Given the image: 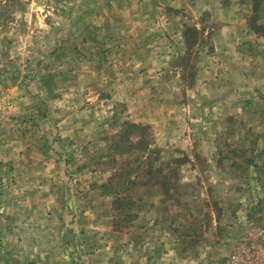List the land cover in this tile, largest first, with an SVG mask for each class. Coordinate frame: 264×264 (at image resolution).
<instances>
[{"label": "rangeland", "instance_id": "obj_1", "mask_svg": "<svg viewBox=\"0 0 264 264\" xmlns=\"http://www.w3.org/2000/svg\"><path fill=\"white\" fill-rule=\"evenodd\" d=\"M0 199L31 264H264V0H0Z\"/></svg>", "mask_w": 264, "mask_h": 264}, {"label": "crops", "instance_id": "obj_2", "mask_svg": "<svg viewBox=\"0 0 264 264\" xmlns=\"http://www.w3.org/2000/svg\"><path fill=\"white\" fill-rule=\"evenodd\" d=\"M38 209L35 211L37 214L33 221H25L22 220L15 222L18 216H15L13 219V225L11 223H3V217L6 216L8 209L7 203L2 199H0V205L2 206V212H0V264H31L27 262L28 259L32 257L30 261H39V254L47 256L51 253V255L57 251L58 249L54 247V236H53V208L48 211L47 207L50 205L48 203L54 202L51 199H36ZM6 213H5V212ZM45 214V215H44ZM44 215V216H43ZM10 220L11 217L9 216ZM50 218V219H49ZM8 221V220H7ZM18 225V226H17ZM11 235L12 243L5 247L3 243V239L5 235ZM60 239V237H59ZM58 239V240H59ZM64 237L61 235V241L63 242ZM60 250L61 254L64 251L63 243L60 242ZM131 246V247H130ZM135 245H127L125 248L126 251L131 250ZM7 249V250H6ZM68 248L65 250L67 251ZM68 253V252H67ZM10 254H12L11 257ZM21 254L24 255V259H21ZM163 260L164 262L159 263H151L148 261H143L138 263L137 261H132L131 263H113V264H182L177 259L176 249L173 247L163 251ZM170 256H172L170 258ZM63 257V256H62ZM197 264V263H193Z\"/></svg>", "mask_w": 264, "mask_h": 264}, {"label": "built area", "instance_id": "obj_3", "mask_svg": "<svg viewBox=\"0 0 264 264\" xmlns=\"http://www.w3.org/2000/svg\"><path fill=\"white\" fill-rule=\"evenodd\" d=\"M0 212H2V206L0 205Z\"/></svg>", "mask_w": 264, "mask_h": 264}]
</instances>
